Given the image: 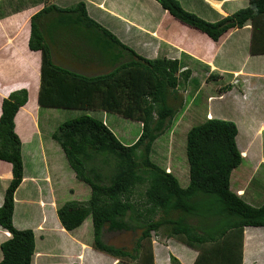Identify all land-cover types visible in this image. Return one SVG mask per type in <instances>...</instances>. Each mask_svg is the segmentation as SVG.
Wrapping results in <instances>:
<instances>
[{
	"label": "trees",
	"instance_id": "obj_1",
	"mask_svg": "<svg viewBox=\"0 0 264 264\" xmlns=\"http://www.w3.org/2000/svg\"><path fill=\"white\" fill-rule=\"evenodd\" d=\"M156 1L175 19L215 42L251 22L250 53L264 54V0H250L247 7L217 22L185 10L178 0ZM31 26L29 47L42 53L41 107L103 111L142 125L140 137L128 146L103 121L88 115L67 121L54 132L53 139L63 149L76 179L91 190L87 201H71L58 208L63 227L73 231L91 217L93 248L118 259L119 264H155L152 234L163 228L168 237L198 252L194 264H243L244 231L264 228V205L252 206L231 189L232 173L244 161L237 125L213 118L189 130L187 188L151 159L155 142L170 129L183 106L178 88L181 79L188 82L191 72H180L178 60L139 55L91 18L83 1L68 9L46 6L32 17ZM58 27L82 34L93 44L94 60L109 70L88 76L56 64L50 42ZM213 77L220 75L209 78ZM230 89L227 85L221 92ZM171 97L178 106L170 104ZM28 100V90L21 89L2 104L0 160L13 165V179L0 207V226L12 235L1 245L0 264H31L36 250L34 231L19 230L13 221L15 194L24 178L15 119ZM104 230L137 233V237L133 246L126 247L104 241ZM171 261L176 264L178 260L171 256Z\"/></svg>",
	"mask_w": 264,
	"mask_h": 264
},
{
	"label": "crops",
	"instance_id": "obj_2",
	"mask_svg": "<svg viewBox=\"0 0 264 264\" xmlns=\"http://www.w3.org/2000/svg\"><path fill=\"white\" fill-rule=\"evenodd\" d=\"M13 1L15 0H0V4H3L1 6H5L3 15L0 16V118L4 99L14 91L27 89L28 103L20 109L15 119L16 132L22 141L24 178L15 194L13 221L17 229H30L35 233L36 250L31 264L120 262L93 248L92 220L89 221L88 218L79 228L67 231L58 217L57 210L64 205L66 195L72 196V180H78L59 143L53 139V135H43L40 128L41 112L47 110L38 103L42 53L32 51L29 41L31 19L46 6L56 5L68 9L83 1L91 18L109 29L139 55L147 59L178 60L180 72H191L186 88L182 89L185 96L193 93L188 86L196 79L198 75L196 72L201 68L200 84L192 95V100L196 94L208 88L210 95L206 119L216 118L234 122L238 127L237 144L241 135H249L244 147L239 148L242 156L249 159L252 168L257 170L258 167H264V146H261L264 140L260 141V144L258 141L262 135L264 136V54L250 53L251 22L243 28L229 31L215 42L208 35L175 19L156 0H22L19 3ZM178 1L185 10L210 22H217L234 14L247 7L250 2V0ZM212 74L220 75V78H209ZM224 80L228 81L225 86L231 85V89L221 92L225 86H221L219 82ZM183 83L185 82L181 79L180 84ZM181 87L182 85L178 90L182 96ZM32 93L37 103L31 105ZM192 100L186 107V101L183 103L171 124V134L175 127L178 128L190 120ZM214 106H217L216 111ZM227 107L236 109L237 115L226 117ZM104 123L108 124V121ZM256 143L259 145L256 146ZM244 153H247V157ZM12 170L11 163L0 160V207L13 179ZM251 176L250 174L245 180L246 183L239 185L237 190V193L244 196L243 199L247 201L250 200L246 199L248 190L246 186ZM89 194L91 195V190ZM250 205L254 206L252 202ZM105 232L108 234V231ZM11 237V233L0 226V262L4 257L1 245ZM153 240L155 264H174L171 262V255L178 259L176 264H194L198 256L197 251L175 238ZM115 243L121 244L120 241ZM243 264H264V228L245 229Z\"/></svg>",
	"mask_w": 264,
	"mask_h": 264
},
{
	"label": "rangeland",
	"instance_id": "obj_3",
	"mask_svg": "<svg viewBox=\"0 0 264 264\" xmlns=\"http://www.w3.org/2000/svg\"><path fill=\"white\" fill-rule=\"evenodd\" d=\"M20 1L22 0H15L13 2L19 3ZM1 5L3 4H0V16L3 15L2 12L5 8V6ZM54 30L56 31L55 35H52L53 32L50 33L53 36V39L51 37L52 43L50 42V44L52 45L53 60L56 62V64L63 66L64 68L86 74L88 76L103 74L109 70L108 68L99 65L100 62L94 60L96 52L93 50V44L85 40L82 34L79 35L78 32H76L73 28L71 31V28L69 27H66L65 29H63L62 27H58ZM196 73L198 74L196 79L192 84L188 86L190 90L193 91L191 95L185 96L184 92H182V89L183 87L186 88V83L180 84V86L182 85L180 91L182 92L181 94L183 103H185L186 101L185 107L192 100V95L195 94L196 90L199 87L201 79L200 73H202V69L199 68ZM226 79L227 77L225 78V80ZM225 80L219 82L221 86H225L227 84L228 81ZM209 95L210 90L208 88H205L203 91L196 94L194 99L190 103V107L193 106L191 107L192 116L189 117L190 120H187L182 124V126L178 128L175 127L174 131H172V134L170 133V129L166 131V133L163 134L155 142L151 153L152 161L158 166L165 169L167 172H171L172 174H174L179 179V182L183 188H187L190 183V167L186 154L187 134L192 127L200 125L207 120L206 118L208 112ZM33 97L34 93H32L31 105L35 102L37 103V100H34ZM170 104L178 106L179 103L173 97H171ZM216 108L217 106H214L215 111ZM221 110H224V108H221ZM225 112L227 115L226 117L231 118L237 115L236 109L233 108L230 109L227 107V109H225ZM84 115L91 116L104 122L108 121V124H106L109 125V128L113 130V132L121 140V142L127 146L134 144L136 138L140 136L142 132V125L139 122L125 119L116 114H111L103 111L65 110L59 108H47V110L44 109L41 112V132L43 133V135H53L54 132H56L63 123ZM19 132L21 135H23L21 129H19ZM248 140V137H246V139L244 140L243 135H241L239 138L238 147L242 149L244 147V143ZM262 140H264L263 135L258 140L259 144ZM259 144L256 143V146ZM261 146H264V144H261ZM249 162V159H244L242 165L234 170L231 178V189L233 192L237 193L239 185H244L246 183L245 180L248 179L247 177L251 174L252 176L249 179L250 182L246 186L248 189L246 190V199L249 198V200L254 204L255 207H261L262 205H264V167H258V169L256 170L254 167L252 168V166H250L251 164H249ZM247 167L249 168L247 169ZM71 189L72 196L68 197L66 195L64 204L71 201H87L90 198V188L87 185L80 183L79 181L72 180ZM245 201L251 204L250 201ZM158 219V216L155 217V220ZM91 220L92 219L89 218V221ZM105 231L106 230L103 231L104 241H120L121 245L126 247L133 246V242L137 237V233L132 232H108L107 234ZM153 239H157L159 241L168 239L166 229L163 228L158 233L152 234V244L154 241ZM152 246L154 251V245ZM121 264L136 263L121 262Z\"/></svg>",
	"mask_w": 264,
	"mask_h": 264
}]
</instances>
